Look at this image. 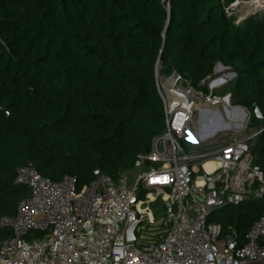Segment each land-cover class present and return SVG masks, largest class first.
<instances>
[{
  "label": "trees",
  "instance_id": "16d2710c",
  "mask_svg": "<svg viewBox=\"0 0 264 264\" xmlns=\"http://www.w3.org/2000/svg\"><path fill=\"white\" fill-rule=\"evenodd\" d=\"M234 1L0 0V216L29 194L14 183L28 162L50 180L74 176L78 189L95 170L116 179L134 169L165 129L158 63L203 93L215 64L227 67L230 103L246 108L258 131L249 152L264 167V15L235 24ZM236 207L219 223L241 244L264 201Z\"/></svg>",
  "mask_w": 264,
  "mask_h": 264
},
{
  "label": "built area",
  "instance_id": "2783aa9c",
  "mask_svg": "<svg viewBox=\"0 0 264 264\" xmlns=\"http://www.w3.org/2000/svg\"><path fill=\"white\" fill-rule=\"evenodd\" d=\"M155 74L165 129L137 158L146 169L116 179L99 174L78 189L74 176L50 180L30 162L18 167L14 183L29 194L14 215L0 216V228L10 230L0 239V264H264V210L241 244L210 220L218 209L264 200V167L255 164L248 137L233 136L215 151L192 154L179 141H204L214 121L200 116L229 94L217 95L212 87L203 93L176 71L162 76L157 64ZM207 161L215 163L210 170ZM158 200L163 215L149 232ZM136 220L134 239L127 240Z\"/></svg>",
  "mask_w": 264,
  "mask_h": 264
},
{
  "label": "rangeland",
  "instance_id": "374dc122",
  "mask_svg": "<svg viewBox=\"0 0 264 264\" xmlns=\"http://www.w3.org/2000/svg\"><path fill=\"white\" fill-rule=\"evenodd\" d=\"M261 1H264V0H236L233 3H230L228 5L229 13L234 16L235 18L234 23L237 24L239 23V21H241L242 19L248 16L253 15V16L261 17L262 15H264V8L262 7L254 8L255 5ZM249 2H251V4H248ZM217 65L218 63H216L214 67V72H216V74H214L212 77L207 79L206 85L216 84V86L218 87L215 89H217L221 94H223L229 91V88L232 85L234 74H232V72L229 69H226L225 67L221 68V70L220 69L218 70ZM157 66L159 68L160 64L158 63ZM229 72H230V75L227 74ZM229 124H230L229 129H226V130L220 129V128H224L225 122L217 118L216 121H214V124L212 127V130H215V132L213 136L207 141L205 142L197 141L196 143H193L192 141L187 140V139H180L179 141L184 151L188 154H192L194 152L206 153V152H212L218 149L227 140V138L233 134V132L239 134L240 137H251L254 131H256L253 127L249 126V121H245V123L241 124L240 126H236L235 121L233 122L229 121ZM146 167L147 165L143 164L142 166H139V167L136 166L132 170L125 171V173L130 174L136 171H142L146 169ZM262 201L264 200H258L257 202H262ZM160 205L161 204L159 200L152 204V207L156 208L155 223L154 225L152 224L149 225L148 227V230H150L149 232H153L154 226L157 225L161 220V216L163 215V213L161 212ZM236 208H237L236 206H228L225 208L218 209L213 212V214L210 217V220L219 223L220 221H223L225 220V218H227V216L229 215L228 211L235 210Z\"/></svg>",
  "mask_w": 264,
  "mask_h": 264
},
{
  "label": "crops",
  "instance_id": "0c3cea01",
  "mask_svg": "<svg viewBox=\"0 0 264 264\" xmlns=\"http://www.w3.org/2000/svg\"><path fill=\"white\" fill-rule=\"evenodd\" d=\"M221 68H224V66H222ZM221 68H218V70L219 69L221 70ZM225 68L228 69L227 67H225ZM214 74H216V72L213 71V75ZM227 74L230 75V72ZM231 76H232V74H231ZM210 87H212L213 92L217 95L222 96V95L228 93V92H225V93L221 94L217 89H215L218 87V86H216V84L215 85H207V88H210ZM208 110L209 111L207 113H204L200 116V118H199L200 121H216L217 118L220 119L221 121H224L225 124L226 123L229 124V121H248V112H247L246 108L241 107L240 105L233 107V104H231L229 100H228V103L225 100H223L222 102H219V103L213 102V103L208 105ZM229 128H230V124L228 127H224V128H220V129L226 130ZM214 132H215V130H212V132H211V130L208 131V134H207L206 138L204 139V142L207 141L208 139H210L213 136ZM233 136L238 137L239 134L233 132V134L231 136H229L225 142L230 140V138H232ZM201 142H203V141H201ZM194 153H198V152H194Z\"/></svg>",
  "mask_w": 264,
  "mask_h": 264
},
{
  "label": "water",
  "instance_id": "95a60500",
  "mask_svg": "<svg viewBox=\"0 0 264 264\" xmlns=\"http://www.w3.org/2000/svg\"><path fill=\"white\" fill-rule=\"evenodd\" d=\"M167 24H168V23H167ZM167 24H166V26H165V30H166V28H167ZM217 67H218V68H221L222 65H221L220 63H218ZM232 74H233V73H232ZM225 101L228 103V96L225 97ZM241 107H242V106H241ZM252 109H253V112H254L255 116H256L257 118H261V113H260L259 108L257 107V105L253 104ZM228 126H229V124H227V123L224 125V127H228ZM236 126H239V125H236ZM135 164H136V166H139V165H140V159H137ZM94 174H95L96 176L99 175V174H100L99 170H95ZM213 186H214L213 183L208 184V187H213ZM138 223H139V221L136 220V221H134V222L130 225V227L128 228V230H127V240H133V239H134L133 229L135 228V226H136ZM235 247H236V240H234L233 243H232V245H231V248H232V249H234Z\"/></svg>",
  "mask_w": 264,
  "mask_h": 264
},
{
  "label": "bare ground",
  "instance_id": "6f19581e",
  "mask_svg": "<svg viewBox=\"0 0 264 264\" xmlns=\"http://www.w3.org/2000/svg\"><path fill=\"white\" fill-rule=\"evenodd\" d=\"M248 4H251V2H249ZM255 5V4H254ZM253 6V5H252ZM264 8V1H261V2H259L258 4H256L255 5V7L254 8ZM210 128H211V126H207V127H205V129L208 131V130H210ZM214 165H215V163L213 162V161H207L206 163H205V168L207 169V170H210V169H212V167H214Z\"/></svg>",
  "mask_w": 264,
  "mask_h": 264
}]
</instances>
